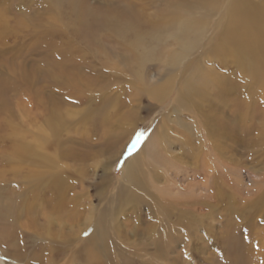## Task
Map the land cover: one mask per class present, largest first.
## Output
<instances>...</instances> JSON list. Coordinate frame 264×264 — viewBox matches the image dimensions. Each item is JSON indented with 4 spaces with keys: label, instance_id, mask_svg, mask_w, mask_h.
<instances>
[{
    "label": "rangeland",
    "instance_id": "rangeland-1",
    "mask_svg": "<svg viewBox=\"0 0 264 264\" xmlns=\"http://www.w3.org/2000/svg\"><path fill=\"white\" fill-rule=\"evenodd\" d=\"M80 1L88 9L103 4L129 7L143 16L141 25L148 28L154 24L146 21L153 19L157 12L189 8L186 3L193 0ZM225 1L221 0L222 10H219L217 18L226 7ZM72 16L66 0H0L1 76L20 80L23 69L28 68L31 71L38 68L42 56L48 52L41 46L45 36L56 39L63 34L65 42L72 41L71 52L77 54V70L64 74L59 80L54 76V84L51 86L40 84L35 87L46 100L52 94L59 103V112L66 116L67 122V126L60 130L58 138L49 140L43 153L53 158L61 151L72 150L91 156L97 149H104L108 141L119 143L111 152L91 156L85 163L80 160L62 162L71 165L74 172L81 168L84 170V177L75 183V191H82L95 210L100 211L107 206L108 201L112 202L114 195L122 187L127 160L160 123L166 132L164 140L170 142L171 157L168 160L184 166L189 172L188 178L182 179L176 185L167 170L155 164L151 169L149 166L145 167L143 184L147 190L137 191L144 204L139 209L138 216L144 222L135 225L131 210L122 212V234H118V239L110 238V241H114L113 244L118 245L119 252L113 251L109 257L120 260V264H264V120L258 115L259 108L254 103L242 109L236 107L232 101V97L235 95L236 98L238 95L236 89H242L240 92L244 94L239 97L241 102L246 100L247 94L264 96V89L255 85L260 83L256 80L259 72H256L257 75L245 77L237 63L222 56L206 57L199 50H193L190 57L176 59L180 63L176 68L196 65L197 73L192 79L197 95L191 99V106L183 110L176 109L177 103L174 102V93L171 90L161 98L164 101L160 105L140 88H144L143 85L152 86L167 77L164 69L178 51L171 41L163 50L165 52L172 48L170 58L159 54V47L155 50L158 53L156 58L138 66L133 55L128 54L121 45L114 47L102 44L103 56L96 54L97 48L89 43L90 39L84 35L82 29L75 26ZM159 18L160 16L156 19ZM212 18L213 22L217 20L216 17ZM209 33L210 28L205 40L209 38ZM152 41L153 37L149 35L143 38L147 45ZM202 46H207L206 41ZM81 60H84V64ZM221 60H225L224 65ZM171 66L173 69L174 65ZM67 77L77 79L76 87L86 92V96L94 94L92 97H100L103 94L115 102L106 110V125L93 115H90L88 123H84L83 110L96 109L99 107L98 101L94 97V103L87 101L78 105L75 102L76 94L69 84H57ZM180 78L178 75L168 89ZM210 78L212 82L209 81ZM228 83H234L236 88L227 90ZM19 96L15 93L9 95V107L4 114H0L5 121L0 125V157L1 154L8 157L11 147L16 148L22 139L32 142L33 134L37 133V128L46 120L47 112L42 109V104L26 94ZM262 104L263 102L260 107ZM235 108L237 111L242 110L238 113ZM167 117L170 119L167 120ZM117 137L120 140L117 141ZM185 140L196 145L190 160L187 159L189 162L184 159L188 148L184 144ZM4 163L6 161L3 159L0 162V191H4L2 194H31L33 183L27 180L31 168ZM159 174L161 176L155 185V175ZM5 196L3 201L6 200ZM19 201L17 205H20ZM177 201H182L187 207H166L172 222L170 231L176 240L171 243L166 241L165 236L169 229L164 223H160L162 217L154 203L168 205ZM181 209L183 215L178 218L177 210ZM26 218V215L21 217L20 226L27 224ZM79 222L82 223V219ZM177 225L183 226L182 233L177 232ZM81 228L83 227L78 226L75 231ZM21 230L33 234L24 228ZM4 236L0 229V238ZM152 237L161 239L160 244L164 249L162 252L158 253L154 248ZM25 241L17 236L12 240L26 254L31 252L29 246L39 242L38 239L32 243ZM6 244L8 243L0 246V264H33L25 256L23 260H10L6 253ZM83 247L84 238L78 232L71 253H78ZM63 258L57 260L56 264H68ZM92 258L96 259V255L92 254ZM70 264L85 263L80 258Z\"/></svg>",
    "mask_w": 264,
    "mask_h": 264
},
{
    "label": "bare ground",
    "instance_id": "bare-ground-1",
    "mask_svg": "<svg viewBox=\"0 0 264 264\" xmlns=\"http://www.w3.org/2000/svg\"><path fill=\"white\" fill-rule=\"evenodd\" d=\"M224 4L226 7L217 18L216 15L219 14V10H222L221 0H193L189 4L186 3L189 8L171 10L166 13L157 12L153 19L146 21V23L154 25L145 28L141 25L143 16L129 7L119 4H103L97 8L88 9L82 5L80 0H66V5L72 12L75 26L81 28L84 35L90 39L89 43L97 48L96 54L99 53L103 56L102 44L114 47H120L121 45L128 54L133 55L137 65L142 66L146 61L153 60L158 56L155 50L159 47V54H164L163 57L169 56L170 58L172 48H168L165 52L163 50L171 41L178 51L164 69L167 77L152 86L143 85L144 88L141 86L140 89L157 100L160 105L164 101H161V98L165 96L166 92L173 91V99L177 103L176 109L181 110L189 108L191 99L197 95L192 79L197 73V69L196 65L193 64L176 68L180 64L176 59L190 57L193 50H199L201 55L206 57L222 56L230 62L237 63L244 71L245 77L246 75H257L256 72H259L256 80H259L260 83L255 85L264 89V0H226ZM158 16L160 18L156 19ZM212 17H216L217 20L213 22L214 18ZM209 28V38L205 40ZM145 35L153 37L150 45L143 42ZM63 36L62 34L56 39L45 36L42 39L41 46L48 50L47 54L42 53L45 56H42V60L37 65L38 68L31 71L28 68V70L23 69L20 80L8 79L0 75V114H4L8 109V97L14 93L18 97L25 94L31 96L37 103L42 104V109L47 112L46 120L37 128V133L33 134L32 142H25L22 139L17 143L16 148L11 147L12 151L6 157L7 159L5 158L6 154H1L0 162L4 159L7 164L26 165L27 168H31L27 180L33 183V187L31 194H16L14 192L2 194L4 191H0V229L1 233L5 235L4 238H0V246H4L5 242L8 243L6 244V253L10 260L13 258L17 261L23 260L22 258L25 256L33 264H56L57 260L66 255L67 257L63 260H66L68 264L80 258L85 264H103L102 262L120 264V260L109 257L111 252H119L118 245L113 244L114 241H110V238L118 239V234H122L120 215L126 210H131L133 213L131 218L135 225L144 222L141 216H138L139 209L144 204L143 201L141 202L142 197H139L137 191L146 192L147 190L143 184L145 167L149 166L151 169L155 164L157 167L167 170L176 185L182 179H187L189 172L185 170L184 166L181 167L168 160V157H171L170 142L164 140L163 137L166 132L163 131L164 128L160 123L159 126L154 128L153 132H150L149 136L147 135L148 137L141 142L140 147L125 163L123 185L121 188L118 187L119 190L114 195L112 202L108 201L103 210H95L82 191L79 193L75 191V183L84 177L85 172L81 168L76 171L78 173L76 174L71 165L68 166L62 162L80 160L85 163L91 159V156L104 154L107 151L111 152L119 143L108 141L104 149L102 147L97 149L91 156L72 150L61 151L53 158L43 153L49 140L52 138L57 139L60 130L65 128V125L67 126V122L66 116L59 112V103L54 100L52 94H49L50 97L46 100L41 91L38 92L35 87L40 84L51 86L54 84L52 82L54 76L59 80L64 74H71L72 71L79 68L76 61L77 54L71 52L72 41L65 42ZM171 36L173 40L170 38ZM205 41L207 46H202ZM221 61L224 65L225 60ZM81 63L84 64V60H81ZM171 65H174L173 69ZM34 66L36 67V65ZM178 75L181 76L180 80L168 89V86L173 83ZM225 79L227 80V77ZM76 80L67 77L57 84L64 85L68 83L76 94L75 102L78 105L87 101L88 103H94L97 99L99 107L89 111L87 109L83 110L85 113L82 112V118L84 123H88L90 115L95 116V118L97 116L100 123L104 124L108 121V115H105L106 110L115 102L109 98L107 99L103 94L100 97L94 96L95 99L92 97L94 94L86 96V92L76 87ZM209 81L212 82L211 78ZM235 88L234 83H228L227 90ZM241 90L236 89L238 95L236 98L235 95L232 97L236 107L244 109L254 103L259 108L258 115L264 120V96L247 94L246 100L241 102L239 97L244 96L240 92ZM262 102L263 104L260 107ZM235 111H237V108H235ZM169 119L167 117V120ZM4 123L5 121L0 117V125ZM117 125L119 124L117 123ZM117 138H115L117 141L120 140L119 137ZM33 143L34 146L31 145ZM185 143L188 148L184 159L190 160L191 153L196 149V145L186 140ZM166 160L168 161L167 164ZM159 176L161 175H155V181L153 182L155 185L159 180ZM173 186L175 187V184ZM3 196L6 197L5 201H3ZM17 201L20 205L16 204ZM154 205L157 206L159 215L162 217L160 223H164L169 229L165 236L166 241L176 242L173 239V233L170 231L172 222L169 219L170 214L166 207L173 205L187 207V204L177 201L168 205L156 202ZM16 209H18L17 213ZM182 210H177L178 218L183 215ZM24 215L27 217V224L22 227L19 222ZM79 219H82V223L79 222ZM78 226H82V230L75 231ZM22 228L32 231L33 234L22 231ZM182 229L183 226L180 225L177 232L182 233ZM78 232L84 238V247L78 253H71ZM16 236L26 240L25 243H32L36 239L39 242L29 246L31 252L28 255L19 250L18 243L13 244V237L15 239ZM5 238L7 240H4ZM152 238L154 248L158 253L162 252L161 250L164 249L160 244L161 239ZM9 242L11 243L9 244ZM166 248L168 247L166 246ZM92 254L96 255L97 260L92 258ZM13 263H16V261Z\"/></svg>",
    "mask_w": 264,
    "mask_h": 264
}]
</instances>
